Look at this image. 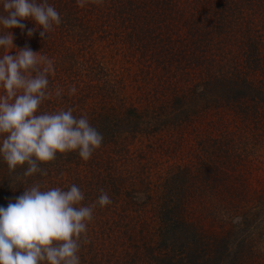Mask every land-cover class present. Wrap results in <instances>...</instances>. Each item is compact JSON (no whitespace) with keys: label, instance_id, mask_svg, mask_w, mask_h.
I'll return each instance as SVG.
<instances>
[{"label":"rangeland","instance_id":"obj_1","mask_svg":"<svg viewBox=\"0 0 264 264\" xmlns=\"http://www.w3.org/2000/svg\"><path fill=\"white\" fill-rule=\"evenodd\" d=\"M60 1L47 0L62 21L47 37L27 35L31 20L0 35L12 33L10 55L27 46L53 61L51 96L37 114L72 109L103 141L86 161L78 150L57 153L39 165L47 175L22 180L27 165L10 173L0 157V207L36 182L42 190L76 184L82 205L103 189L112 203L94 209L80 264H264V0H74L70 15ZM119 3L131 13L115 14ZM218 125L229 135L222 148L213 143ZM212 178L225 190L206 181L199 193V181ZM172 186L190 197L193 225L167 223Z\"/></svg>","mask_w":264,"mask_h":264},{"label":"clouds","instance_id":"obj_2","mask_svg":"<svg viewBox=\"0 0 264 264\" xmlns=\"http://www.w3.org/2000/svg\"><path fill=\"white\" fill-rule=\"evenodd\" d=\"M86 0H77L79 7ZM102 3V0H95ZM5 15H0V27L6 30L20 28L24 20H31L36 28L29 29L31 37L40 31V37L61 24V16L44 0H4ZM10 31L0 35V157L6 162L9 172L23 168L22 177L36 173L47 175L41 163L56 159L57 153L77 151L83 160L91 158L103 141V136L86 116L76 118L72 109L53 113H38L42 101L49 98L48 74L54 64L47 56L35 53L30 47L15 50ZM61 89L55 95H61ZM70 94H75L72 87ZM92 204L82 205L85 194L76 184L68 190L60 187L42 190L39 182L24 188L15 202L0 207V264H80L78 252L81 241L87 239V226L93 219L94 209L112 203L103 190Z\"/></svg>","mask_w":264,"mask_h":264},{"label":"trees","instance_id":"obj_3","mask_svg":"<svg viewBox=\"0 0 264 264\" xmlns=\"http://www.w3.org/2000/svg\"><path fill=\"white\" fill-rule=\"evenodd\" d=\"M124 1L125 0H122V2H124ZM71 2L73 4V5H71L72 7L71 6L68 7L69 4H71ZM60 3H61V6H60V8L58 10L59 11L62 10L63 13L69 12V13H67L65 15L72 14L71 10L73 12H76V10H77L76 9V4H74V0H67V2H66L67 4H65V5H63L62 1H60ZM86 4H88V0H86L85 5ZM117 6H118V8H116L115 14L118 15V14H120V12H122V15L123 14L125 15L126 12L131 13V9L128 10V11L124 9L125 6H130V5H124V3H119ZM89 10L90 11H97L98 15H99V12H101V10L100 9H96V7H89ZM95 18H97V17H95ZM259 41H261V39L259 40L256 37L253 38V40H252L253 44H257V45L260 44ZM239 73H241V72H239ZM242 77H243L242 75L237 74L235 76V79L234 80L237 81V80L241 79ZM227 80H231V79H229V77H228ZM235 81H228L227 83L230 84V83H233ZM249 83L250 82H247V84H249ZM165 90H168V89L165 88ZM175 101H176L175 96L172 97V98H170L169 100H165L164 102H162V105L159 107L160 109H158V110H162L163 109L162 111H164V110L170 108V106L172 105L171 103H173ZM125 112H128V113H131L132 112L134 114V118L135 119H138L139 118V115H136L133 111H129V109H126ZM213 136H214L213 143L215 142V144L218 145V146H220V148H222V145H224L223 140H226L227 139V136L229 137L228 132H226L225 129H223V127L222 126H219V125H218V128H217V133L215 135H213ZM215 176H217V175H215ZM227 179H229V178H226V180ZM116 180H118V179H116ZM217 180H218V178L217 179L212 178V180H208V179H202V180H200L199 181V187H200L199 188L200 189L199 193H202V190H205L206 191L207 190V185L206 184H208V183L210 184L212 182L214 184L213 189L215 190L214 191L215 193L216 192H219V191H222V189L225 190L224 182H221L220 179L218 181ZM184 183L186 184L185 181H184ZM119 186L120 185H117V187L116 186L115 187L114 186H111V187L115 191V193H117L120 190V187ZM221 186H222V189H221ZM185 187L186 186L182 187L181 190H184ZM178 188L180 189V186L179 187L177 186V188L176 187H173V186L172 187H169L167 189V193L170 194V195L167 196L164 199V201H163V202H165L164 205H166L165 211H166V214H167L166 215L167 216V223L169 225H180V224H182V225H193V223H192L193 221H191V219H190V218H192L190 214H193V210L194 209H192L190 207L191 206V201H187L188 198H190V197L188 195L183 194V193L181 194L179 192ZM143 189H148V188H147V186H144ZM172 191H176V192H173L172 193ZM167 193H166V195H167ZM200 195L201 194L194 195V197L192 196V198L194 199L195 197L200 196ZM145 200H147V199L145 198ZM128 204H130L132 206L135 205L134 201L133 200H130V197H129V200H128ZM143 204H144L143 205L144 207L147 206V202H145ZM200 238H203V242H205V243H206V241H208V240L210 241L211 240V239H208L207 238L206 234H204L203 237H202V235H200ZM208 248H210V247L208 246Z\"/></svg>","mask_w":264,"mask_h":264}]
</instances>
